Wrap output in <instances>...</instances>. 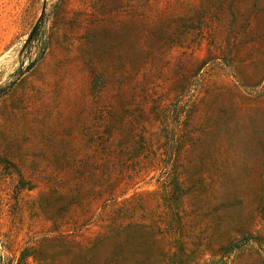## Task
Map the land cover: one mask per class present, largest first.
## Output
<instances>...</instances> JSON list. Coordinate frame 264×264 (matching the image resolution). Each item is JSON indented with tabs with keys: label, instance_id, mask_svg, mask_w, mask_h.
Listing matches in <instances>:
<instances>
[{
	"label": "rangeland",
	"instance_id": "obj_1",
	"mask_svg": "<svg viewBox=\"0 0 264 264\" xmlns=\"http://www.w3.org/2000/svg\"><path fill=\"white\" fill-rule=\"evenodd\" d=\"M0 264H264V0H0Z\"/></svg>",
	"mask_w": 264,
	"mask_h": 264
},
{
	"label": "water",
	"instance_id": "obj_2",
	"mask_svg": "<svg viewBox=\"0 0 264 264\" xmlns=\"http://www.w3.org/2000/svg\"><path fill=\"white\" fill-rule=\"evenodd\" d=\"M40 21H41V19H40ZM40 21H39V22L36 24V26L34 27L32 33L30 34V37H29V39H28V42L33 38L34 33L36 32V30H37V28H38V26H39Z\"/></svg>",
	"mask_w": 264,
	"mask_h": 264
}]
</instances>
